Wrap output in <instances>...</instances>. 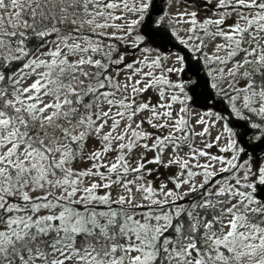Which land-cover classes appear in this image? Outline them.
I'll return each instance as SVG.
<instances>
[{
    "label": "snow or ice",
    "instance_id": "snow-or-ice-1",
    "mask_svg": "<svg viewBox=\"0 0 264 264\" xmlns=\"http://www.w3.org/2000/svg\"><path fill=\"white\" fill-rule=\"evenodd\" d=\"M0 264H264V0H0Z\"/></svg>",
    "mask_w": 264,
    "mask_h": 264
}]
</instances>
